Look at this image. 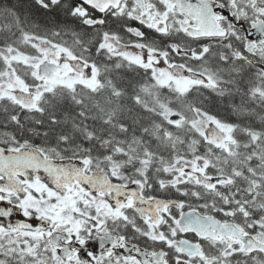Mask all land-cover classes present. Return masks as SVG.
<instances>
[{"label":"snow or ice","instance_id":"1","mask_svg":"<svg viewBox=\"0 0 264 264\" xmlns=\"http://www.w3.org/2000/svg\"><path fill=\"white\" fill-rule=\"evenodd\" d=\"M0 264H264V0H0Z\"/></svg>","mask_w":264,"mask_h":264}]
</instances>
